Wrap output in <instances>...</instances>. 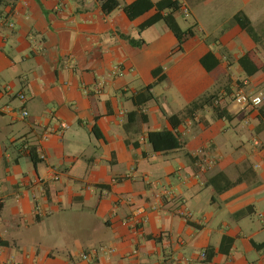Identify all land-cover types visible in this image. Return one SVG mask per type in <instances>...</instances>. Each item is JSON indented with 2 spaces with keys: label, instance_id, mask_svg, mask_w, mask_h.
Wrapping results in <instances>:
<instances>
[{
  "label": "crops",
  "instance_id": "crops-1",
  "mask_svg": "<svg viewBox=\"0 0 264 264\" xmlns=\"http://www.w3.org/2000/svg\"><path fill=\"white\" fill-rule=\"evenodd\" d=\"M119 1L105 13L102 0H0V264H264L253 243L264 236L239 222L264 198V102L240 112L227 101L264 96V43L234 20L243 11L264 32V5L179 0L190 14H173L192 30L180 43L160 17L167 9L131 19L122 6L135 0ZM210 51L218 63L207 69ZM244 54L258 67L251 75ZM159 77L155 98L140 103ZM206 92L215 96L205 107L180 115ZM163 130L183 146L155 150L149 132ZM219 172L234 182L221 191ZM226 214L238 223L215 228ZM224 235L234 237L229 252L219 251Z\"/></svg>",
  "mask_w": 264,
  "mask_h": 264
},
{
  "label": "trees",
  "instance_id": "trees-1",
  "mask_svg": "<svg viewBox=\"0 0 264 264\" xmlns=\"http://www.w3.org/2000/svg\"><path fill=\"white\" fill-rule=\"evenodd\" d=\"M121 5L119 0H102V8L105 11V13H109L113 11L115 8L119 7ZM180 1L179 0H158L156 2L152 0H135L132 3L126 4L123 7L126 14L129 16V18L134 19L149 9L156 7L159 11H165L168 10L165 14H161L160 17H162L169 28L174 32V34L177 36V38L180 40V43L183 42L184 35L190 33L192 30L189 28L187 31L184 30L179 22L177 21L176 17L174 16L173 12L180 8ZM234 20L240 24V26L255 40L257 43H264V32H261L258 30L252 23L251 19L246 15L245 12L239 11L234 15ZM129 37V36H127ZM130 42L136 46L141 45L142 41L137 40L135 38H128ZM212 58V59H211ZM214 58V59H213ZM209 60L210 61L209 63ZM202 63L207 67V69H212L217 63L218 59L215 58L214 53L212 51L208 52L204 57L201 59ZM239 62L245 69L247 75H251L255 73L258 70V67L256 64L251 60L250 56L248 54H244L240 57ZM162 67L155 68L153 71V74L155 77L159 76L160 71L162 70ZM161 79V77L157 78L153 83L145 86L142 88L138 94L139 98L141 99L140 103L147 102L151 99H154L155 96L153 94V87L154 85ZM215 96V93L213 92H206L201 95H199L197 98H195L193 101H191L187 106L183 109L181 112L182 116H190L193 115V113L196 112V110L201 109L205 107V105L213 99ZM137 112V111H134ZM149 140L153 144V147L155 150H166V149H173V148H180L183 146L184 142L179 140L178 136L173 130H163V131H151L149 132ZM26 150H29V153L31 155L32 160L36 164L39 162L40 158L38 156L36 147L31 144H27ZM254 174V173H253ZM255 175V174H254ZM243 176L239 177V180L242 179ZM221 179H226V184L224 186L218 185L216 182H220ZM212 181L215 184L216 190L221 191L225 188L230 187L234 182H231L230 179L227 177L225 172H219L217 173L213 178ZM255 211V208L253 205L247 206L246 208H243L235 213V217L240 218L245 215H250ZM234 242V237H231L229 235H224L222 238V242L219 248V251L222 252H229L230 247L232 246ZM254 246L256 248H263L264 247V241L257 243L253 242ZM207 260H210L214 254V250H207L205 251Z\"/></svg>",
  "mask_w": 264,
  "mask_h": 264
},
{
  "label": "rangeland",
  "instance_id": "rangeland-1",
  "mask_svg": "<svg viewBox=\"0 0 264 264\" xmlns=\"http://www.w3.org/2000/svg\"><path fill=\"white\" fill-rule=\"evenodd\" d=\"M257 2L259 3V5H261V4L264 5V0H258ZM179 21L183 27H186L187 25H189L192 22V17L180 19ZM164 65H166V64H164ZM159 87H160V90L162 92L161 97L163 99H165V94H166V92H164L165 87L163 85H160ZM171 97L175 99L173 101V103H170L172 107L177 106L178 108H180L182 105H184L183 103H185V100H181L182 97L179 94V92L175 91L174 95ZM227 101L229 102V104H233L238 111L241 110L240 108H242V106H245L244 104L238 102L235 99V97H232V98L229 97V98H227ZM241 120H242L241 116L236 117L234 120L235 124H237V122H238V125H240L242 123ZM228 123H230V122L228 121ZM226 135H227L226 141L230 145H232L233 143L237 144L236 143L237 139L240 138V137H238L237 129H235V132L231 131L230 133H226ZM262 137L264 139V136H262ZM256 139H258L260 141L259 145H261L260 137L254 138V140H256ZM259 145H257V146H259ZM255 205L257 207L256 212L254 214H252L251 216H247V217L241 219L239 222L243 226V229L245 230V232L258 231V232H261L260 235H262V237H263L264 236V198L263 199L259 198V200H255ZM221 220H223L224 222L230 223L232 226H234L235 223H238L237 220L230 217L229 214H226L223 218L221 217V218H218L217 220H215L213 222V226L216 228L217 225L221 222ZM253 253L257 254L256 251H253Z\"/></svg>",
  "mask_w": 264,
  "mask_h": 264
},
{
  "label": "built area",
  "instance_id": "built-area-1",
  "mask_svg": "<svg viewBox=\"0 0 264 264\" xmlns=\"http://www.w3.org/2000/svg\"><path fill=\"white\" fill-rule=\"evenodd\" d=\"M181 9H182V12L184 13L185 16L189 15L190 14V9L189 7L186 5V4H183L182 6L180 5ZM115 69H119V66H117V68L115 67ZM116 72V70H115ZM19 97L24 101V100H27V96L24 94V93H20L19 94ZM235 99L244 104V105H253V106H258L260 104H262L264 102V96L263 94H256V95H250L248 93H245L244 91H239L237 93H235ZM23 114L25 116L28 115V110L27 109H23L22 110ZM64 126H67L66 124H63ZM254 143L256 145H259L260 144V141L258 139L254 140ZM141 213H143V210L141 208H137L135 210V215L138 216L140 215ZM83 258H88L89 255L87 253H83L82 254ZM11 264H20L19 262H11Z\"/></svg>",
  "mask_w": 264,
  "mask_h": 264
}]
</instances>
